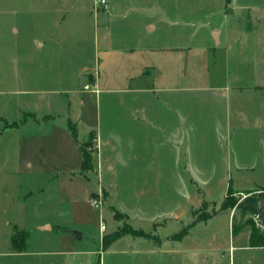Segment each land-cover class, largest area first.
Wrapping results in <instances>:
<instances>
[{
  "label": "rangeland",
  "instance_id": "1",
  "mask_svg": "<svg viewBox=\"0 0 264 264\" xmlns=\"http://www.w3.org/2000/svg\"><path fill=\"white\" fill-rule=\"evenodd\" d=\"M211 28L221 35L217 46ZM149 44L181 49L183 85H227L224 92L232 102L258 100L264 105V95L238 93L235 87L237 82L264 85V0H107L106 7L95 0H0V115L7 120H18L25 112L54 115L46 126L58 140L66 94L74 100L76 91H83L80 112L72 111V116H82L76 137L85 138L78 142L76 160L56 146L55 138L51 154L44 148L27 150L30 126L6 137L5 148L21 138V157L39 170L33 178L26 168L6 177L0 174V264H62L66 254H83L90 259L84 258L85 264H99V253L100 264H264V248L247 244L259 228L255 212L240 206L264 196V124L239 127L234 104L229 133L205 131L204 139L191 138L188 170H174L167 154H151L156 168L167 164L161 171H127L119 163L118 171H111L106 163V200L97 180L100 152L95 155L97 174L90 172L92 158L91 165L87 159L86 168H80L82 151H94L92 134L85 137L86 126L97 128L99 115L103 129L110 126L106 117L111 94L92 91L89 72L98 74L104 54ZM207 44L217 51L202 59L199 50ZM103 70L110 72L109 67ZM209 94L201 88L182 91V98H190L205 116L211 113ZM102 153L109 159L108 149ZM38 156L44 163L39 158L34 163ZM6 157L7 150L0 151V162ZM65 157V167H53L52 160ZM97 192L105 201L92 206L88 197ZM225 202L228 208L222 210ZM114 206L132 220L122 213L123 218L115 219ZM210 215L181 240H171L195 218ZM45 221L52 230L38 228ZM13 224L27 233V255L9 254ZM127 228L131 234L102 250L103 238ZM140 230L154 242L166 236L162 248L134 237ZM256 233L264 234L260 228Z\"/></svg>",
  "mask_w": 264,
  "mask_h": 264
},
{
  "label": "crops",
  "instance_id": "2",
  "mask_svg": "<svg viewBox=\"0 0 264 264\" xmlns=\"http://www.w3.org/2000/svg\"><path fill=\"white\" fill-rule=\"evenodd\" d=\"M211 30L213 31L212 34H217V41L214 39L217 46L221 42V35L216 29L211 28ZM216 46L211 44L203 46L202 50H199L202 59L205 58L208 52L217 51ZM124 48L126 49H117L116 52L109 55L104 54L98 63V74L89 72L91 77L90 75L88 76L90 78L88 83L94 87L92 91L99 93L109 91L111 94L109 102L111 113L106 117L110 124L107 131L103 129L101 115H99L97 128H94L92 124L86 126L87 135L85 136L93 134L94 151L91 155V157L93 156L91 173L97 172L95 155L100 152L97 167L100 165L101 178L97 175V180L101 181L99 189L104 190L106 200H108L110 194L104 182L106 178V174H104L106 163L109 164L111 171H118L119 167H121L119 164L122 165V168H126L127 171L156 169L161 171L166 169L167 164L157 165L156 168L155 164L151 162L153 158L151 154H167L169 156L167 162L170 161L169 163L173 165L174 170H188V164H190L189 156L192 154L193 148L190 143L191 138L198 136L197 139H204L203 133L205 131H213L217 135L220 132L223 133L224 130L229 133L231 126L229 108H239L236 112L239 127L247 128L250 124L255 126L258 122L264 124V110L262 109L264 105L262 101L250 100L247 102L242 99H236V101L232 102L229 100L230 97L227 96L229 92L227 94L224 92L227 85H202L201 87L198 85H183L182 60L184 55L179 47H162L161 45L149 44L128 49L127 47ZM105 67H109V74L104 73L103 69ZM261 86L264 85L258 83L246 85L239 82L235 84L238 93L242 91L244 93L252 92L257 93L256 95L259 96L261 94L264 95V88ZM201 88L210 92L209 96L211 97L208 101L211 113H206L205 116L198 109L192 107L190 98L188 100H183L182 98V91H197ZM151 92L156 93V95L150 94ZM83 94V91H76L74 100L66 94L63 111L61 112L64 114V118L59 125L60 137L58 140H56L54 129L46 126L54 120V115L48 114L39 117L32 112H25L18 120H7L0 115V151L4 152L7 150V157L0 162V174L6 177L12 171L19 172L26 168L27 170L25 171H30L28 177L33 178L34 174L39 170L37 166L31 169L33 165L31 159L26 158L23 160V157H21V138H15L13 146L10 148L3 146L7 136L23 131L29 126L31 127L32 135L29 137L30 145L27 150L38 151L43 148L50 150L49 148H52L51 139L55 138L58 142L56 146L60 150L73 153L75 159L78 160V151L80 150L78 142L83 141L85 138L76 137V127L80 123L82 116L79 114L72 116V111L80 112L78 105H83V100L81 101ZM245 103L249 104L246 105ZM231 104L234 105L231 106ZM223 107L226 108L225 117L222 115ZM252 107H255V109H248ZM102 130L106 131V133L104 132L105 136L102 134ZM39 139H46L49 143L46 144L44 140ZM151 139H157V141ZM32 143L35 144V147L31 145ZM71 148L75 151H72ZM104 148L108 149L109 159L107 160L103 159L102 151ZM155 151L157 152L154 153ZM48 153L51 154L52 149ZM39 156L34 160L35 164H37ZM39 160L43 162V159L39 158ZM81 160L82 157H80V168ZM68 162L69 158L65 157L64 160H61V158L55 159L51 163L53 167L56 165L65 167ZM55 168L60 170L58 167ZM85 177L89 178L88 175H85ZM105 199L103 200L105 201ZM116 210L119 211L117 208ZM119 212L132 220L126 212ZM174 219L178 220L179 218L175 217ZM15 225L13 224V226ZM195 225H192L185 235ZM42 226H48L52 230V226L48 221L39 224L38 228L41 229ZM175 234H171V240L174 242L181 240L185 236L178 238L175 237ZM126 235L113 240L106 248L102 247V250H108L116 241ZM134 237H140L148 241L153 246V249L158 250L162 248L166 241V236L158 242L151 241V238L136 235ZM247 242L249 247L264 248V246H251L249 238ZM25 250H27V247ZM9 254L23 256L27 255V251L11 252ZM91 254L87 253V256ZM65 257V262L62 264H85L83 260L89 259V257L85 258L83 254H66Z\"/></svg>",
  "mask_w": 264,
  "mask_h": 264
},
{
  "label": "trees",
  "instance_id": "3",
  "mask_svg": "<svg viewBox=\"0 0 264 264\" xmlns=\"http://www.w3.org/2000/svg\"><path fill=\"white\" fill-rule=\"evenodd\" d=\"M92 134V133H91ZM93 136V134H92ZM91 153L89 154L88 152H84L82 151V160H81V168L84 169L86 168V164L89 162V164L91 165ZM88 159V162H87ZM90 160V161H89ZM252 202H245L243 204H240V206L244 207L245 210H249V211H253L252 208L250 207V204ZM228 204L223 203L221 205V209L225 210L227 209ZM114 211V216L115 219H121L123 218V215L116 211L114 208L112 209ZM214 215H210V216H206V217H199V218H195L191 223L187 224L183 229H181L178 233L175 234V237L181 238L182 236L185 235L186 231L192 226L195 225L198 222L201 221H206L207 219L213 217ZM259 229V228H258ZM256 229V231L258 230ZM233 230H235V228H233ZM236 231V230H235ZM256 231H253V233L251 232L249 239H250V244L251 246H264V234H260L257 235ZM131 229H123L120 233L116 234L115 237L110 238L109 240H106L105 238H103L102 240V247L106 248L113 240L125 235V234H131ZM135 234L137 236H141V237H146V238H150L148 236H145V233L143 231H138L135 232ZM133 235V234H132ZM26 237H27V233L24 232L23 230L19 231L16 229V226H13V232L12 235L10 236V245H11V249L13 252H22L25 251L27 243H26Z\"/></svg>",
  "mask_w": 264,
  "mask_h": 264
},
{
  "label": "built area",
  "instance_id": "4",
  "mask_svg": "<svg viewBox=\"0 0 264 264\" xmlns=\"http://www.w3.org/2000/svg\"><path fill=\"white\" fill-rule=\"evenodd\" d=\"M95 3L98 6L106 7L107 0H95ZM97 193L98 194H96V196H90V197H88V199L90 201V204L92 206H99L103 202V194L101 192H97ZM254 216H255V221H256L257 225L259 226L260 230L264 232V218L260 214H258L256 212L254 213ZM100 230L101 231H104L105 230V225H104L103 222L100 223Z\"/></svg>",
  "mask_w": 264,
  "mask_h": 264
},
{
  "label": "water",
  "instance_id": "5",
  "mask_svg": "<svg viewBox=\"0 0 264 264\" xmlns=\"http://www.w3.org/2000/svg\"><path fill=\"white\" fill-rule=\"evenodd\" d=\"M213 37L217 41V34L216 33H213ZM250 207L252 208V210L254 212L260 214L264 218V197L260 198L255 203H251ZM42 227L44 228L46 226H42ZM78 237H80V235H78Z\"/></svg>",
  "mask_w": 264,
  "mask_h": 264
}]
</instances>
